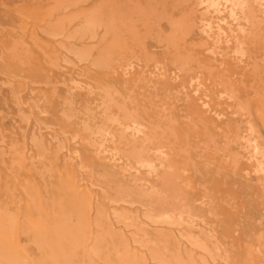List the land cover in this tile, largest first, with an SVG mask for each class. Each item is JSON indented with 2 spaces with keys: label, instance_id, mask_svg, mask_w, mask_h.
I'll list each match as a JSON object with an SVG mask.
<instances>
[{
  "label": "rangeland",
  "instance_id": "374dc122",
  "mask_svg": "<svg viewBox=\"0 0 264 264\" xmlns=\"http://www.w3.org/2000/svg\"><path fill=\"white\" fill-rule=\"evenodd\" d=\"M167 1H170L168 8H174L172 4L176 1ZM202 1L196 0L198 3ZM99 4L105 6L107 0H0V264H11L18 252L22 255L20 259L26 260V255H30L42 264H56L51 256L60 253L68 255L61 256L59 264L154 263L146 248L134 243L131 237L123 241L108 230V222L116 228L124 227L117 222L113 211L118 210L117 214L120 215L124 205L113 204L109 198L102 197L99 203L97 200L93 202L92 199L96 198L93 193L96 192L99 196L104 188L110 185L113 187V180L100 179V185L92 183L91 157L93 150L96 151L94 147L99 145L91 147L90 133L79 131L73 126V122L82 119L80 117H83L85 108L90 109L91 114L87 113L89 116L103 115V105L108 99L106 89L112 84L110 80L113 76L119 75L124 78L121 81L126 86V94L123 92L116 96L118 104L125 105L127 109H139L142 114H147L148 119L144 122L148 126L155 125L153 134L156 138L152 145V159L156 160L160 155L155 152L160 147L171 156L178 155L181 159L178 161V168L165 169L160 177H150V184L163 191L168 206L181 207L188 202L191 192L200 188L202 178L206 185L203 188L204 197L194 199V204L199 208L197 211H207L204 218L208 219V230L216 235V240L225 249L218 255L202 256L200 250L193 252L189 241L182 236L176 241L161 238L157 242L162 241L161 246L168 249L165 256L169 262L202 264L204 260L209 264H264V204L256 192L252 193L240 183L254 168L247 158L237 155L243 153V147L247 145L242 138L251 135L247 125V112L242 111L244 115L239 116L241 110H238L237 116L231 115L241 122L233 133L226 135L219 126L220 128L212 132L207 131L201 139L194 132L198 129V121L190 109L191 103L218 123L222 124L225 118L221 114V107L204 104L211 101L207 97V79L204 76L188 79L176 65L166 67L162 63V48L155 46L150 47V50L156 54H150L147 62L138 60L140 57H132V67L125 62L116 72L108 68L106 64H110V61L107 27L104 25L98 30L97 39L80 37L85 15ZM198 8L197 21L200 24L206 7L198 5ZM169 9L151 16L152 29L163 22L165 33L170 32L166 19L173 18L178 21L181 11L168 12ZM203 16H208L207 19L212 21L217 18L213 9ZM224 27L227 28L226 25ZM126 28L130 35V50L128 49L127 54H132L138 41V30L135 27ZM123 35L124 33L118 35V43ZM153 42L156 43V40ZM80 48L91 52L89 60L80 61L76 56L75 53ZM142 69H147L145 83L140 82L143 78L134 80L132 77L135 71ZM165 81L169 85L162 87L161 84ZM216 93L215 98L220 99L221 95L218 91ZM74 98L83 102V106L79 103L78 106L71 104ZM114 106L116 107L115 104ZM256 113L264 125V105ZM43 139L52 143L53 151L45 148L40 141ZM114 148L111 142H106L103 149L99 147L104 152L106 150L101 156L107 160L112 158L115 155ZM56 151H59V158L54 153ZM73 156L77 158L72 160ZM114 158L118 161L120 155ZM193 161L200 169L197 172L195 168L191 169ZM131 172H135V169ZM71 173L73 177L70 178L67 175L71 176ZM194 181L196 186L193 185ZM69 185L77 186V189ZM87 187L90 189L87 190ZM115 190L114 188L112 191ZM214 195L218 196L217 204L212 202L211 196ZM246 199L251 203H248L244 212L239 203ZM128 207L135 213L138 209L144 210L140 204ZM210 208L213 209L208 211ZM26 213L29 216L32 214L31 217L28 218ZM99 213L106 217H100ZM250 214L256 218L254 228L248 225L251 222ZM28 221L31 223H26ZM47 222L48 226L45 224ZM247 226L249 231L253 230L249 237L244 230ZM65 227L70 231L66 236L68 241L65 238L62 240L59 235ZM80 230H84V233L80 234ZM77 231L79 235L76 234ZM179 248L182 250L179 251ZM141 254L146 257L143 258Z\"/></svg>",
  "mask_w": 264,
  "mask_h": 264
},
{
  "label": "bare ground",
  "instance_id": "6f19581e",
  "mask_svg": "<svg viewBox=\"0 0 264 264\" xmlns=\"http://www.w3.org/2000/svg\"><path fill=\"white\" fill-rule=\"evenodd\" d=\"M89 1L91 0H79V2ZM174 1H176L172 4L174 8L170 10L168 8L170 1L167 0H107V5H96L88 15H85L81 25L80 37L82 39H85L86 37L97 39L98 30L105 25L107 27L106 30L109 43L108 58L110 61V64H106V66L115 72L117 71V68H121L125 62H128L127 65L132 67L133 62L130 63L132 57H140L138 60L149 61V55L156 54L155 52L151 53L150 47L155 46L157 48H162V63H164L166 67L168 66L170 68L171 66L176 65L184 76H188V79H195L196 77L204 76V78L207 79V97L211 98V101L205 102L204 104L206 106L213 105L217 108L221 107V114L225 116V118L222 121V124L218 123L207 117L205 112L200 110L198 106L195 104L192 105L191 103L190 109L198 121V127H196L198 129L194 132L199 135L201 139H203L202 136H204L207 131L212 132L216 128H220L219 126H221L224 134L227 135L233 133L235 128L241 122L240 119L232 117L231 115L237 116L238 110H241L239 116L241 114L244 115L242 111L247 112V125L251 135L248 138L241 137L247 142V145L243 147L245 151L243 153H237V155L247 158L254 168H252L249 175L244 177L240 183L249 191H252V193L256 192L257 197L260 198L264 204V125H262L261 119L256 113L260 111L262 105H264V0H203L201 3L196 2V0ZM198 5L206 7L202 13L200 24L199 21H197L199 12ZM165 9H169L168 12H173L175 10L181 11V18L178 21H175L173 18L166 19L170 26V32L168 34L165 33L163 22H160L155 29H152L151 27V16L157 12L160 13ZM212 9L217 14L215 21L207 19L208 16H205V18L203 16L204 13L207 15ZM225 25L227 28L224 27ZM126 27L129 29L135 27L136 30H138V41L135 43L132 54H127L128 49L130 50L128 46L130 35H128ZM123 33V38L121 39V42L118 43L117 37ZM154 39L156 40V43L153 42ZM198 40H201V42H198ZM75 54L80 61L89 60L91 56V52H87L82 48L78 49ZM146 70L147 69L137 70L134 72L135 74L133 73L134 76L132 77H134V80L137 78H143L140 82L145 83L147 81V79H145ZM129 74L131 75L132 72ZM117 80H120V82ZM121 80H124V78L120 75L116 77L113 76L110 80L112 84L108 85L106 89L109 100L107 99L108 101L106 100L104 102L103 115L101 117L89 116L87 113H90L91 111L89 108H85L83 112L86 117L83 115V117H80L82 118L80 121L73 122V126L77 130L90 133L89 145L91 147H94L96 144L99 145L98 147H94L96 148V151L93 150L94 154L91 157L93 163L92 183L94 185H100V179L113 180V187L110 185L109 187L104 188L102 194L99 196L96 195V192L93 193L95 194L94 196H96L95 199H92L93 202L94 200H97L99 203L102 197L103 199L109 198L113 204L124 205L120 215L117 214L118 210L113 209L116 216L115 219H117V222L124 227L116 228L111 222H108V230L114 236H117L123 241L129 240L131 237L134 243L140 244L142 247L146 248L152 257L153 264H171L165 256V252L168 249L161 246L162 241L159 242L160 244L157 242V240L161 238L176 241L182 236L185 240L189 241L190 245L193 247V252L200 250L202 256L218 255L225 249H223L220 242L216 240V235L208 230V219L204 218L207 211L204 213H202L204 209L202 211H197L199 208L194 204V199L204 197L203 195L205 191L203 188L206 187V185L204 184L203 179L200 178V188L191 192L188 196V202L181 207L168 206L163 191H161L156 185L150 184V177H160L161 172L165 171V169H173L177 167V165H179L178 161H181V159L178 155L171 156L169 152H165L160 146V148L155 150V152L160 155L157 156L156 160L155 158L152 159V145H154V138H156L153 134L155 125L148 126V124L144 122L148 119L147 114H142L139 109H127L125 105L120 106L118 104L116 96L121 95L123 92L124 95L126 94V86L123 85ZM161 85L162 87H167L169 84L165 81ZM99 89L98 91H100ZM216 91L221 95L220 99L215 98L214 94H217ZM104 92L105 91L102 93ZM77 95H82V93H77ZM63 101L64 103L66 102L65 100ZM78 103L83 106V102L76 98L71 101V104L75 106H78ZM64 105H66V103ZM31 109H33V107H31ZM231 109L232 111H229ZM68 117L71 118L74 116ZM80 124L81 126H78ZM189 131H192V129ZM94 139L96 140L94 141ZM98 140H100V143ZM40 141L45 145V148L48 151L54 150L51 147L52 143L50 141H45V139ZM108 141L114 145L115 148L113 151L115 155L107 160L106 158L104 159L101 154L106 152V150L104 152L102 149ZM99 147H102V149L100 150ZM58 152H54L57 157L59 156ZM118 155H120V160L117 161L114 156ZM74 158L77 157H71L72 160ZM98 158L102 160H99ZM133 163L135 165H132ZM67 165L70 166L69 163H67ZM192 167L195 168L196 172L200 170L194 161L193 164L191 163V169ZM132 169H135V172H131ZM68 171L70 172V170ZM68 174L70 175V173ZM69 175L67 176L70 178L73 177L72 173L71 176ZM178 177L180 178L181 176ZM195 182L196 181L193 182L194 186H196ZM178 186L176 187L179 188ZM70 187L73 188L74 186ZM81 187L83 188L84 186L82 185ZM114 188L116 190L112 191ZM74 189H77V186H75ZM88 189L90 188L87 187V190ZM110 191L112 192L110 193ZM260 192H262L263 195L260 196ZM82 194H84V192ZM93 194L91 195L92 197ZM211 199L214 204L219 203L217 195L211 196ZM255 202H257V199ZM248 203L251 202H248L247 199L240 201L239 203V205L243 207L244 212ZM41 204L42 203H40V205ZM85 204L86 202H84V205ZM136 204H140L141 207L143 206L144 210L138 209L135 213L130 207H128ZM209 206L211 207V205ZM168 207H171V209H168ZM212 209L213 208H210L208 211H211ZM258 210L263 214L260 208ZM85 212L88 211L85 210ZM31 215L32 214L29 216L27 214V217L29 218ZM99 215L102 218L106 217L103 213H99ZM215 216H217V213ZM262 217L264 218V214ZM249 220H251V222H249L248 225L254 228L256 218L253 216L251 217L250 214ZM53 221L55 220L53 219ZM26 223H29V221ZM45 224L48 226V222ZM33 226L31 227L33 228ZM248 227L249 226L246 228L244 227V230L247 232V237H249L250 234H253V230L249 231ZM41 228L42 227H40V229ZM61 230H64V228ZM83 231H81L80 234H82ZM89 231L91 232V230ZM60 232V238L62 240L65 238L68 241L66 236L70 234V231L65 227V230L62 233ZM45 234L46 233H44V235ZM76 234H78V231ZM46 240L47 237L45 241ZM70 241L72 242V239ZM102 243H104V241H102ZM77 248L79 249V247ZM178 250L180 251L182 249L179 248ZM67 255L68 254L62 255V253H60L53 254L51 257L56 264H59V258L61 256L67 257ZM141 255L144 256L143 254ZM21 256L22 255L18 252V256L11 264H28L29 262V264H42L41 261L30 257V255H26L25 257L26 260H28L27 263L25 259H20L22 258ZM145 257L146 256L143 258ZM140 263H142V261ZM202 264L209 263L202 260Z\"/></svg>",
  "mask_w": 264,
  "mask_h": 264
}]
</instances>
